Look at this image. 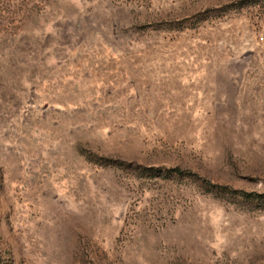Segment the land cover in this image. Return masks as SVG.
<instances>
[{
  "label": "rangeland",
  "instance_id": "374dc122",
  "mask_svg": "<svg viewBox=\"0 0 264 264\" xmlns=\"http://www.w3.org/2000/svg\"><path fill=\"white\" fill-rule=\"evenodd\" d=\"M0 264H264V0H0Z\"/></svg>",
  "mask_w": 264,
  "mask_h": 264
}]
</instances>
